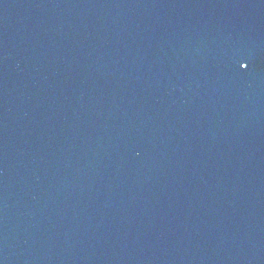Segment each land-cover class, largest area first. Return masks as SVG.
<instances>
[{
	"label": "water",
	"instance_id": "95a60500",
	"mask_svg": "<svg viewBox=\"0 0 264 264\" xmlns=\"http://www.w3.org/2000/svg\"><path fill=\"white\" fill-rule=\"evenodd\" d=\"M0 264H264V0H0Z\"/></svg>",
	"mask_w": 264,
	"mask_h": 264
},
{
	"label": "snow or ice",
	"instance_id": "6c2138e0",
	"mask_svg": "<svg viewBox=\"0 0 264 264\" xmlns=\"http://www.w3.org/2000/svg\"><path fill=\"white\" fill-rule=\"evenodd\" d=\"M245 67H246V65H245Z\"/></svg>",
	"mask_w": 264,
	"mask_h": 264
}]
</instances>
